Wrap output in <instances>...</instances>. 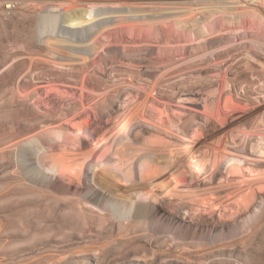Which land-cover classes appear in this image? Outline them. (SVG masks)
<instances>
[{"label": "rangeland", "instance_id": "rangeland-1", "mask_svg": "<svg viewBox=\"0 0 264 264\" xmlns=\"http://www.w3.org/2000/svg\"><path fill=\"white\" fill-rule=\"evenodd\" d=\"M256 19L244 24L259 35L264 22ZM37 25L34 14L0 11V264H264V46L192 66L183 59L144 58V53L126 59L107 52L137 47L134 35L124 29L111 31V42L86 64L56 59ZM249 50L256 59L248 57ZM185 98L195 99L201 112L180 101ZM149 104L168 117L160 121L165 146L164 139L153 144V131L144 122L160 117ZM127 115H134L136 125L131 143L121 146L134 152L118 146L109 159L113 148L96 151L93 142L111 135ZM53 127L70 137L58 147L69 156L79 152L77 158L89 155L93 162L104 159L110 165L123 159L130 161L128 170L146 165V172L159 170L155 163L162 158L160 172L180 178L177 192L168 197L157 188V198L151 199L145 185L132 194L124 186L117 194L107 183L109 190L76 198L31 185L16 152L26 139ZM82 130L93 136L81 138L77 146L75 135ZM198 132V154L208 160L220 157L217 168L181 172L176 150ZM47 145L57 157V145ZM228 159L241 168L250 162L260 176L246 209L240 201L247 190L227 181ZM59 179L81 187L76 180Z\"/></svg>", "mask_w": 264, "mask_h": 264}, {"label": "bare ground", "instance_id": "bare-ground-1", "mask_svg": "<svg viewBox=\"0 0 264 264\" xmlns=\"http://www.w3.org/2000/svg\"><path fill=\"white\" fill-rule=\"evenodd\" d=\"M0 11L11 13V15L12 12L36 15L38 19L37 26L39 37L41 40L45 37L43 43L46 45L49 53L56 59H70L72 62L80 60L86 63L91 55L99 54L102 45L111 42V31H116L115 33H117V31L124 29L130 30L131 35H134V43L137 47H133L132 51L129 49L122 50L115 48L112 50L107 49V52L111 53L117 51L126 59H128L127 57L134 56L133 54L136 56L137 54L141 55L144 53V58L153 59V57L157 55L156 59H177V61L178 59H183L185 63L192 66L197 61L203 62L205 59L228 58L233 52L242 50L245 47L255 45L264 46V39L261 40L262 37L264 38L263 30V33L257 35L254 31L247 29L244 24L245 19L249 17L257 18L256 20L260 19L261 23L264 22V0H0ZM256 20L254 21L256 22ZM103 49L104 48H102V51H104ZM102 55L100 56L104 57V54ZM106 55L105 53V56ZM248 57L250 59H256L252 50L248 51ZM139 59H142V57ZM86 64H88V62ZM193 68L194 67H191V69ZM180 101L195 105L194 107H190V109L201 112L198 108L199 104L198 106L195 104V99L185 98ZM151 106L152 104L149 107ZM155 110L158 116H160L157 122L152 123V121L146 119V121H144L143 118V121L148 124L153 131L152 139L154 145H156L155 142H161V139H164L163 133L165 130L160 121L164 120V118H168L165 116V111L163 112L164 116H161L162 111L159 112V110ZM135 116H137V114H135ZM132 117H134V115L125 116L123 124L119 125L111 135L102 137L99 141H94L93 147L95 150L97 151V149L99 150L101 147L110 146V149L113 148L111 151L108 149L109 152L107 155L110 159V157L118 153L115 151L116 147L120 146L121 148L125 147L123 149H127L126 144L131 143V132L134 130V125H136L133 124ZM154 118L156 117L154 116ZM173 127L176 130L178 129L175 124ZM91 132L92 131L82 130L75 135V138L78 137L79 140L78 138L76 140L72 139L77 141L75 144L78 146L80 145L78 141H81V138H86L87 140L93 136H91ZM64 133L62 129L53 127L38 135L29 137L18 148L16 152L17 161L23 169L22 171L25 172L26 180L30 182L31 185L41 187L42 189L54 190L61 195L76 198L93 194L96 195L97 193L103 192V189L107 188V186H105L107 183H110L108 186H111V184L114 186L113 188L116 189L117 194L124 191V186L131 188L132 194L140 185H145L144 187H148L152 191L150 196H148L151 199L157 198V188L161 189L159 191L168 192V197L169 194L171 197V194L177 192L180 178L171 172L167 175L160 172V165H162L163 162L162 158L160 159L161 162L155 163V166H157L159 170H154L152 172H146V170H144L146 165L128 170L127 165L130 161L125 162L122 161L123 159L120 160L122 156L118 159L120 161H116L112 165L103 163L104 159L103 162L100 163L98 160L96 163L90 160L91 157H89V155L82 154V157L80 156V158H77L76 155H78L79 152L78 154L74 152L70 156V153L65 151L66 149L60 152L61 149L58 147H64V141L67 139L63 135ZM194 134L195 136L188 139V143L183 144L179 150H176L178 147L176 149L173 148L177 152H180L179 155H181L177 164L178 170L181 172H197L199 174L210 171L208 170L210 168L215 171L220 157L214 160H208L204 156L199 155L196 148L200 145L197 138H200L201 132ZM62 138L64 140L61 144ZM69 138L67 140H69ZM166 142L165 140V143L163 142V144H161L165 146L167 144ZM50 143H54V146L60 143L55 148V150L58 148V151L60 149V153L57 157L53 158L49 154L50 151L48 148L50 149V147H48L49 145L47 144ZM121 144L126 146H121ZM153 144L151 146H154ZM69 145V143L68 146L66 144V148H69ZM149 148L150 147H148V149ZM150 149L152 151L154 150L152 148ZM130 150L131 153L134 152L132 149ZM164 150H166L165 147ZM169 151L167 150L166 152ZM119 152L121 153V151ZM127 152H129L128 149ZM127 152L125 151L126 154H128ZM170 152L172 153V151ZM174 152L173 150V153ZM222 153L223 151L219 149V154L222 155ZM104 155L105 154L102 156L104 157ZM96 158L100 159L99 157ZM244 163L245 166L243 165L241 168V166H237L233 160H227V181L231 183H233L232 181L238 182V185H241L240 187L246 189L248 192L245 197L249 194L248 198L244 197L240 201L241 209H246L249 206L251 202L250 198L255 193L253 186L260 178V176L255 174V170L248 164L250 162L245 161ZM62 176L69 180L73 179L78 181L79 186L83 187V189L81 187L80 189L78 187L71 188L65 186L63 184L64 182L59 179V177ZM82 176L84 177L82 178ZM107 189L109 190V188ZM166 196L167 195H165V197ZM176 198L179 199L178 196ZM187 199L189 201V197ZM165 200H167V198ZM194 200L193 202H196L198 205L200 200H198V202ZM188 201L186 202L187 204L189 203ZM191 201L189 204L192 203ZM200 203L201 201L199 205H201ZM203 205L204 204H202L201 207ZM212 209L213 207L209 210ZM257 214L258 213H256V216Z\"/></svg>", "mask_w": 264, "mask_h": 264}]
</instances>
